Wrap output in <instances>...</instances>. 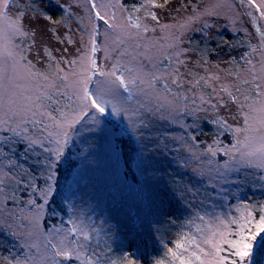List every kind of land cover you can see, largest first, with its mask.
I'll return each mask as SVG.
<instances>
[{"label":"rangeland","instance_id":"rangeland-1","mask_svg":"<svg viewBox=\"0 0 264 264\" xmlns=\"http://www.w3.org/2000/svg\"><path fill=\"white\" fill-rule=\"evenodd\" d=\"M95 3L102 15L111 18L115 13L113 22L117 25H127L126 17L131 15L133 21L139 17L140 23L147 25L149 31L145 33L135 27L127 28L126 32L119 27L109 30L103 21L94 18L90 11L91 5L86 0H59L62 7L49 3V0H10L7 11L13 19L21 11L29 14L46 11L54 19L63 20V23L56 25L43 19L32 24L31 27L37 31L34 45L32 37L15 39V43L24 48L27 60L32 61V71L42 74L19 83L26 85L29 94L37 89L48 92L51 95V100L47 101L48 111L57 119H63L60 116L61 111L71 118L74 110H79L72 85L77 79L74 73L80 72L84 66L81 64V57H84L86 64L88 57L93 56L90 43L93 23L98 26V50L94 58L99 70L110 71L119 59L122 66L132 69L131 72L124 73L125 77H137L135 84L129 85V91L121 90V94L113 100L120 109L126 110V114L122 111L119 116L113 115L109 105V112L100 118L99 123L93 124L92 112H89L84 120L71 129L67 144L74 139L82 147L79 154L81 163L69 197L72 202L71 218L84 221L89 229H101L98 239L96 233L92 232L89 254L98 248L105 264L110 260L116 264H126L129 257H125L124 252L118 250L121 242L118 234L121 232L137 234L158 248L162 245L163 238H167L164 234L170 232L169 230L174 229L179 239L183 233H192L200 221L194 220L192 225L187 222L197 214L210 212L237 217L246 214L244 205L251 204L252 194L264 199V169L242 168L239 173L229 174L228 183L221 182L215 189L209 186L210 175L215 173L209 174L208 170L219 167L223 171L224 162L230 159L222 152L212 156L208 151L209 147L215 150L217 147L230 148L231 145L220 146L219 135L213 142L206 141L204 146L199 145L203 129L215 126L218 118L222 117L235 129L244 127V114L259 115L255 112L249 113V105L255 100L254 106L259 107L264 101V97L258 98L252 90L253 71L260 75L261 62L264 60V49L261 48L264 17L247 0H168L167 3L165 0H158L156 3L163 7L146 5L141 0V5L136 8L138 11L128 10L123 5V0H95ZM256 3H260V0H256ZM100 5L104 7H99ZM150 11L155 12L157 20L147 15ZM51 28L56 31H49ZM117 35L124 41L118 46L113 43ZM229 35L248 40L250 54L245 62L223 60L212 53L215 43L212 40L225 43V37ZM57 36L59 39H56ZM69 38L73 43H68ZM45 47L55 59L45 54ZM185 49L187 51L182 52ZM121 52L124 54L121 55ZM176 52L182 54L177 57ZM177 59L184 60L185 64L178 65ZM73 60L76 61L75 65L71 64ZM175 68H179L182 83L172 82ZM190 73H195L196 76ZM65 75L67 80L60 78ZM153 76L157 79L153 80ZM213 76L219 79H209ZM200 77L204 79L196 84L194 81ZM97 78L100 77H94ZM244 80L249 83H242ZM157 81L169 84L173 90L159 88ZM256 82L260 83L259 80ZM50 83H54L55 88L48 87ZM222 85L238 99L231 101L221 91ZM237 87L240 91H236ZM245 95L252 99L244 100ZM201 96L204 97L203 103ZM239 105H243V108ZM133 111L139 115L132 116ZM108 115L120 119L131 129L139 128V131H134L142 147L136 164L144 177L139 188L123 176L116 147L119 132L108 121ZM130 119L135 124H131ZM141 121L146 127H140ZM28 127L31 128V125ZM5 134L8 133L0 132V135ZM233 134L235 141L238 135L239 138L243 135L234 131ZM48 140H52V143ZM44 147L55 149V137L44 140ZM221 154L225 159L221 160ZM56 161L53 153L35 146V151L21 163L25 168H36L39 177L44 181L43 188L51 184L54 189ZM9 167L6 165L5 171ZM200 171L205 175H197ZM49 175L53 177L50 181L47 179ZM4 187V194H0V243L11 245L16 260H27L29 264H51L54 251L52 244L58 243L56 230L67 228L52 225L45 232L43 217L48 202L37 221L36 213L41 210L36 206L29 209L10 204V200H5V195L12 194L11 184ZM186 187H192L201 193L206 188L208 192L215 193L223 187L226 189L223 194L226 199L216 195L210 198L211 202L202 195L194 199L185 191ZM140 188L142 195L138 194ZM38 196L39 204L44 203L40 191ZM167 205L172 206V214L169 213L171 209ZM69 239L75 237L70 236ZM80 240L83 242L82 237ZM109 247L112 251L108 250ZM9 258L0 250V264H15ZM56 259L60 260V264L69 263L62 257ZM73 264H80V261Z\"/></svg>","mask_w":264,"mask_h":264},{"label":"snow or ice","instance_id":"snow-or-ice-1","mask_svg":"<svg viewBox=\"0 0 264 264\" xmlns=\"http://www.w3.org/2000/svg\"><path fill=\"white\" fill-rule=\"evenodd\" d=\"M86 2L91 5L90 11L93 13L94 18L103 21L109 30H115L119 27L121 31L126 32L127 28L135 27L145 33L149 31L147 25L140 23L139 17L133 21L132 16L129 15L126 17L127 25H117L113 22L115 13L112 14L111 18H108L97 10L98 6L95 0H86ZM167 2L168 0H165V3ZM247 2L251 3L264 17V0H260V3H256V0H247ZM49 3H55L57 7H62L59 5V0H49ZM144 3L153 7H163V5L157 4L156 0H144ZM9 7L10 0H0V132L8 133L0 135V194H4L5 185H13L12 194L10 196L5 195V200L14 202L17 199L16 191L20 185H26L28 189L32 190H36L38 187L33 182L35 176L31 174V170L26 169L24 164L21 163L22 160L26 161L28 155L35 151V146H39L45 152L53 153L55 160L58 161L69 143L71 129L84 120L89 112H92L91 123L93 124L99 123L100 118L109 112V105H111L110 110L113 115L119 116L122 111L126 114V110L120 109L113 100L121 94V90L124 92L129 91V85H134L137 77L130 76L126 78L124 73L126 71L131 72L132 69L122 66L119 59L116 60L110 71L99 70L94 58V54L98 50V26L93 23L90 36L93 56L88 57L86 64L84 57H81V64L84 66L80 72L74 73L77 79L72 85L74 88L73 96L75 101L78 102L79 110H74L71 118H68L67 114L61 111L60 116L63 119H57L52 112L48 111L47 101L51 100V95L48 92L37 89L36 92L29 94L26 85L19 83L21 80L32 79L42 74L32 71L34 67L32 61L27 60L24 55V48L15 43V39L17 37H32V44L34 45L36 43L34 37L37 35V31L31 27L32 24L43 19L56 25L63 23V20L54 19L53 15L46 11H38L35 14L21 11L13 19L8 14L7 9ZM99 7H104V5ZM138 10L134 8V11ZM147 15L151 16L153 20L158 19L155 12L150 11ZM49 31L55 32L56 29L51 28ZM56 39H59V37L57 36ZM123 42L119 35L113 40V43L117 46ZM68 43H73V41L69 38ZM261 48L264 49V39L261 41ZM28 50H31V45L28 46ZM44 51L49 58L55 59L47 47ZM112 51H115V49H112ZM186 51V49L182 50V52ZM107 52L106 49V54ZM182 52H176L175 55L179 57ZM123 54L121 52V55ZM24 61L27 62L24 63ZM169 63H171L170 58ZM176 63L184 65L185 61L177 59ZM249 63L251 62L249 61ZM71 64L75 65L76 61H71ZM260 72V75H256L253 71L252 75V90L256 92L258 98L264 97V60L261 62ZM190 74L196 76L195 73ZM172 75L173 83H182L179 78V68L173 69ZM97 76L102 79H94ZM44 78L47 79L46 76ZM60 78L67 80V75ZM152 79L156 80L157 77L153 76ZM201 79L204 78L200 77L194 82L199 84ZM209 79H219V77L213 76ZM258 80L260 83L256 82ZM205 83L207 84V81ZM242 83L247 84L249 81L244 80ZM48 87L55 88V84L50 83ZM165 87L167 89V85ZM167 90L170 91V89ZM221 91L226 93L231 101L238 99L226 86L222 85ZM236 91H240V88L237 87ZM130 98L129 96L128 99ZM200 99L202 103L205 102L203 96ZM250 99H252L251 96H244V100ZM222 103L223 101H221ZM255 104L256 101L253 100V104L249 105V113L255 112L259 115L244 114V127L242 128L232 129L222 117L216 121L225 129L243 135L242 138H239L238 135L235 143L230 148L217 147L214 150L211 146L209 147L208 151L211 152L212 156H215L217 152H222L230 158L224 162L223 171L219 167L208 170L209 174L215 173V175H210L209 179V186L213 189L221 182L228 183L229 174L239 173L242 168L264 169V101L260 103L259 107H255ZM212 107L216 108V105ZM239 107L243 108V105H239ZM138 115V112H132V116ZM130 123L135 124V121L130 119ZM29 125H31V128L28 127ZM140 127H146L143 121L140 122ZM51 129H55V131H51ZM132 130L139 131V128L133 127ZM45 133H47V136H45ZM53 136L57 147L55 149L45 148L44 140ZM48 142L52 143V140H48ZM5 148H7V151H5ZM6 165L10 166L8 171H5ZM197 175L202 177L205 173L200 171ZM52 178V175L47 177L49 181ZM19 190L23 191L24 189ZM39 191L44 198V203L36 205L41 210V212L36 213L37 221H39L42 210L52 194L53 186L49 184L46 188L39 189ZM185 191L190 193L194 199L202 195L209 202H211L210 198L213 195L226 199V196L223 195L226 189L223 187L215 193L208 192L207 188L203 193L192 187H186ZM203 202L201 201V203ZM28 203L32 204L34 201L29 199ZM244 207L247 209L246 214L237 217L230 214L225 216L223 213L206 212L204 215L197 214L193 219H190L187 222L189 225H192L194 220H199L200 224L195 225L192 233L181 234L180 239L174 242L175 250L168 248L166 255L170 257L171 264H176L177 261L178 264H254L253 258L257 248H264V206L260 208L258 218L254 214L251 205H244ZM68 224L70 225L68 229L56 230L58 243L52 244L54 251L51 264H60V260L56 259L57 257H62L69 262L75 259L80 261V264H105L98 248L93 249L89 254L90 242L93 239L92 232L96 233L98 239L101 229H89L84 221H78L75 218H70ZM70 236H74L75 239H69ZM81 237L83 242L80 240ZM108 250L112 251L110 247ZM123 255L131 257V259L126 260V264H142V261L136 258L135 250L125 251ZM15 264H29V262L27 260H16ZM107 264H116V262L110 260L107 261ZM153 264H165V260L155 259Z\"/></svg>","mask_w":264,"mask_h":264},{"label":"trees","instance_id":"trees-1","mask_svg":"<svg viewBox=\"0 0 264 264\" xmlns=\"http://www.w3.org/2000/svg\"><path fill=\"white\" fill-rule=\"evenodd\" d=\"M157 1L158 0H156V2ZM140 3L141 0H123V5L128 10H134V8L136 9L141 5ZM225 39V43H217V40H212L215 41L212 53L219 56L223 60H231V62H233L234 59L235 61L241 60L245 62L246 57L250 54L248 40L239 38V36L236 35H229V37H225ZM156 85L164 90H173L169 84H166L163 81H157ZM165 85H167V89ZM107 119L113 125L115 130L119 132L116 140V147L120 155L123 176L126 180L135 184L136 188H139L144 179L143 174H141L136 167L142 150L140 141L136 133L128 124L122 122L114 116L108 115ZM217 135H219L221 140L219 142L220 146H225L227 144L232 145L235 143L233 131L227 130L217 123L215 126H207L203 129L199 145L204 146V142L206 141L213 142ZM81 151V145H79L74 139H71L70 144L65 147L61 158L55 162L56 175L54 179V189L48 200L47 210L43 217V228L45 232H48L52 225L63 226L67 229L70 227L68 220L72 217V210H69L70 208L72 209V202L69 200V197L72 189L74 188V178L77 175L81 163L79 156ZM223 159H225V156L221 154V160ZM26 169H30L31 174L35 176V180L33 182L37 184V189L32 190L28 189L26 185H20L19 189L24 190L21 191L18 189L16 191V201L8 202L15 206L32 209L40 203L38 192L39 189L43 188L44 181L39 177L35 167L27 166ZM12 192L13 185H11L10 188V193ZM138 194H143L141 188L138 190ZM251 197L250 205L252 206L254 214H256L258 218L260 208L264 206V199H260V197L255 194H252ZM29 199H32L34 203L29 204ZM167 206L171 209V212H168L172 214V206ZM173 218H176V216L173 215ZM169 231L170 232L164 234L167 238H163L162 245L158 248L153 246V244H149L143 237L138 236L137 234L132 232H121L118 234V238L121 239L118 250H120V252H131L135 250L136 258L142 261V264H153L155 259H164L165 264H171L170 257H168L166 253L168 248H173L175 250L174 242L179 239V236L174 229ZM171 235H173L174 238H170ZM0 250L2 253L16 261V255L12 253L11 245L0 243ZM129 259H131V257H129ZM253 259L254 264H264V248L258 247ZM76 261L77 260L73 259L68 264H73ZM176 264H178V261Z\"/></svg>","mask_w":264,"mask_h":264}]
</instances>
